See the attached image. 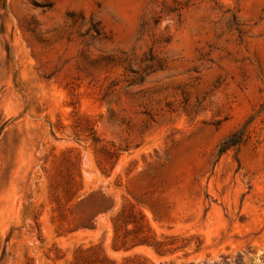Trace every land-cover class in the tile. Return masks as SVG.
<instances>
[{
	"label": "rangeland",
	"instance_id": "obj_1",
	"mask_svg": "<svg viewBox=\"0 0 264 264\" xmlns=\"http://www.w3.org/2000/svg\"><path fill=\"white\" fill-rule=\"evenodd\" d=\"M0 264H264V0H0Z\"/></svg>",
	"mask_w": 264,
	"mask_h": 264
},
{
	"label": "trees",
	"instance_id": "obj_2",
	"mask_svg": "<svg viewBox=\"0 0 264 264\" xmlns=\"http://www.w3.org/2000/svg\"><path fill=\"white\" fill-rule=\"evenodd\" d=\"M226 144H227V146H233V145L236 144V143H234V141H233V143H230V142H227V141H226Z\"/></svg>",
	"mask_w": 264,
	"mask_h": 264
}]
</instances>
